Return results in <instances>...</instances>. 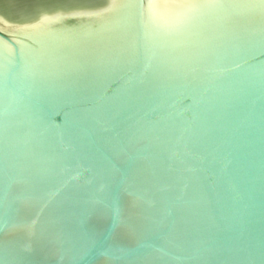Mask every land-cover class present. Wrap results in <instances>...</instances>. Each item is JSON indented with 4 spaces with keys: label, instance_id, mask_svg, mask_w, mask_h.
<instances>
[{
    "label": "water",
    "instance_id": "water-1",
    "mask_svg": "<svg viewBox=\"0 0 264 264\" xmlns=\"http://www.w3.org/2000/svg\"><path fill=\"white\" fill-rule=\"evenodd\" d=\"M0 0V264H264V0Z\"/></svg>",
    "mask_w": 264,
    "mask_h": 264
},
{
    "label": "bare ground",
    "instance_id": "bare-ground-1",
    "mask_svg": "<svg viewBox=\"0 0 264 264\" xmlns=\"http://www.w3.org/2000/svg\"><path fill=\"white\" fill-rule=\"evenodd\" d=\"M30 22L9 23L0 16V34L10 39L17 38L25 33Z\"/></svg>",
    "mask_w": 264,
    "mask_h": 264
},
{
    "label": "snow or ice",
    "instance_id": "snow-or-ice-1",
    "mask_svg": "<svg viewBox=\"0 0 264 264\" xmlns=\"http://www.w3.org/2000/svg\"><path fill=\"white\" fill-rule=\"evenodd\" d=\"M174 6L175 5L167 2V0H149L147 5H142L152 16L162 15L165 10Z\"/></svg>",
    "mask_w": 264,
    "mask_h": 264
}]
</instances>
